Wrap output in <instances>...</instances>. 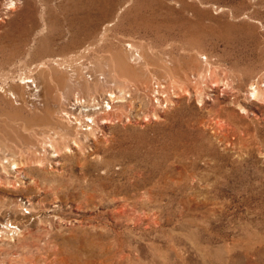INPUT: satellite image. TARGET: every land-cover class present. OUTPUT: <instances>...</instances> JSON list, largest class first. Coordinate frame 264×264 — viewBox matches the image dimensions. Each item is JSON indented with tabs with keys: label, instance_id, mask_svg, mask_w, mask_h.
<instances>
[{
	"label": "rangeland",
	"instance_id": "374dc122",
	"mask_svg": "<svg viewBox=\"0 0 264 264\" xmlns=\"http://www.w3.org/2000/svg\"><path fill=\"white\" fill-rule=\"evenodd\" d=\"M130 43L148 67L133 63ZM87 45L121 86L156 74L179 83L157 95L165 103L157 91L121 88L125 99L113 101L104 91L102 105L82 111L123 117L44 156L24 127L68 125L0 90L10 148L0 157L19 162L0 165V229L23 231L0 240V264H264V99L251 92L257 79L264 87V0H0V86L16 84L26 100L21 78L51 70L61 78L52 106L76 103L77 88L49 64ZM203 55L214 70L194 80Z\"/></svg>",
	"mask_w": 264,
	"mask_h": 264
},
{
	"label": "bare ground",
	"instance_id": "6f19581e",
	"mask_svg": "<svg viewBox=\"0 0 264 264\" xmlns=\"http://www.w3.org/2000/svg\"><path fill=\"white\" fill-rule=\"evenodd\" d=\"M11 4H13V0H11ZM128 47H133L132 43H130ZM92 49H93V45H87L83 47V49L81 50L79 49L78 52L76 51V53L74 54L72 53L70 56L64 58L62 57L60 59H54L52 61V64H49L52 65V67L64 71L67 74L70 82L77 88L74 94L75 100L77 101L76 103L74 102L72 103L71 97L63 96L64 98L59 103H57L55 106H52V102L49 101L48 96H51L50 95L52 94L51 91L55 88L53 81L57 76H54V73L50 72L51 70L50 71L42 70L41 74L37 75L36 77H32V75L35 73H33V71L30 70L28 74H25L21 78L24 84L21 83L19 84L27 91L28 100H26L24 94L21 96L17 91H15V88L17 86L16 84L8 85V86L5 85L0 86V90L4 93L6 92L7 95H9L10 98L14 101L15 104L25 105L26 102H29V104H32L35 107L43 106L44 118H49L47 120H50L52 117L57 116V118L62 119L68 125L69 128L67 126L61 125L58 127V129H55L54 131H46L44 130V128H40L41 126L39 124L38 125L40 127L38 128H35L33 125H28V126L26 125L24 127L26 131L28 130L32 132L33 136L38 137V140L41 143L40 147L43 149V151H39V154L42 153L43 156L46 155V153L48 152V148H54L55 151L59 152L60 151V148H58L59 143L67 144L69 141H73L77 143L78 141H80L82 136L85 137L88 135H92L93 138H99L98 131H100V127L98 123L100 121L102 122V120H104L107 123H114L115 120L117 119L119 120L123 117L125 113L115 112L113 110L98 109L94 112H85V113L82 111V106L84 105L88 107H96L102 105L100 101H105V99L101 98L104 91L105 93H110V97L108 99L112 101L120 97L122 99H125L126 96L124 94L120 95L117 93V92H122L123 91L122 89L126 91V89L128 88L127 91L130 92L129 95H131L133 91L137 93L145 92L147 94L149 91H151L152 94L154 93V91H157L158 93H156L154 97L157 99L159 103H165L166 100L168 102V99H166L165 101L163 100L167 96H165L164 99H162V97L161 99L160 97L158 99L157 95H160L159 93H161L162 91L164 93H169L170 91H173V88L176 85V83H179L175 76L173 77L169 75L162 77L156 74L151 77L149 76L148 83H142V85L147 84L146 86L136 85L134 83H127L124 86H121V83L124 82L121 78L120 79L114 78V76L116 75L111 77L104 70L98 69L96 61L94 60V58L92 59L91 57ZM126 50L127 53L130 55V58L134 64H138L141 67H148V62H145L139 49L135 47H133V49L132 48L129 49L126 47ZM204 59L206 60V62H204ZM50 60L51 59H49L48 61ZM201 61L203 63V66L204 67L206 66L205 71L198 74L192 73V78L194 80L198 78L204 79L208 75H211L214 70L212 65L209 66L210 63H207L208 60L206 55H203L201 57ZM111 62L114 65V67H118L121 70L122 69L126 70L124 66H127V64L124 63V57L123 58H120L118 56L113 57L111 59ZM47 63H48L47 61L39 62L38 68L40 69L43 67L48 68L46 67ZM149 66L151 65L149 64ZM36 73L38 74V72ZM101 75H103V77H101ZM38 79L40 80V82L38 81ZM56 79L60 80L61 78H56ZM90 83L94 84V86L92 87ZM146 87H148V90L146 89ZM251 87H252L251 88L252 95L256 99L259 100L264 99V87L260 79H257L255 82L251 83ZM84 88L86 89V93L83 91ZM55 90L57 91L58 89L55 88ZM62 92L63 91H61V93ZM53 96H55V98L56 96L57 98L61 97L60 93H56V95L53 94ZM83 102L86 104H83ZM111 108H113V106H111ZM126 115L128 116V114ZM89 119L92 120V122L94 123L93 125L89 123ZM66 147L69 148L70 147L69 144H67ZM8 149L10 148L7 142L0 141V150L7 151ZM0 165L3 167L4 170H7L11 166L13 167V169L19 168V162H17V160L12 155L10 156L4 155V157H0ZM18 206L22 211L27 210L25 205L21 203H19ZM9 222L13 224L12 220H9ZM22 232H23L22 230L20 231L17 229L12 230V228L7 225L5 229L4 228L2 230L0 229V237H1L0 240H8L9 238V241L10 240L16 241V239L14 238L15 236L14 234L20 235V233ZM9 245L8 247H10ZM12 264H27V263H24L23 261L20 262L16 261V262H12ZM63 264H68V263L63 262ZM79 264H81V262H79ZM84 264H91V263L85 262ZM93 264H97V262ZM102 264H107V263H102Z\"/></svg>",
	"mask_w": 264,
	"mask_h": 264
},
{
	"label": "built area",
	"instance_id": "2783aa9c",
	"mask_svg": "<svg viewBox=\"0 0 264 264\" xmlns=\"http://www.w3.org/2000/svg\"><path fill=\"white\" fill-rule=\"evenodd\" d=\"M9 224L11 225V223L9 222ZM13 225V224H12ZM10 227V226H9ZM12 228V227H11Z\"/></svg>",
	"mask_w": 264,
	"mask_h": 264
}]
</instances>
